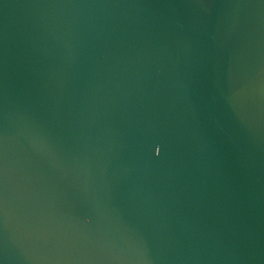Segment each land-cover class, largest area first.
<instances>
[{"label":"water","instance_id":"95a60500","mask_svg":"<svg viewBox=\"0 0 264 264\" xmlns=\"http://www.w3.org/2000/svg\"><path fill=\"white\" fill-rule=\"evenodd\" d=\"M0 264H264V0H0Z\"/></svg>","mask_w":264,"mask_h":264}]
</instances>
